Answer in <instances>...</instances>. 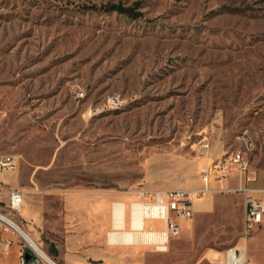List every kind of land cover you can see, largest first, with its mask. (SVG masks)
Here are the masks:
<instances>
[{
	"label": "rangeland",
	"instance_id": "obj_1",
	"mask_svg": "<svg viewBox=\"0 0 264 264\" xmlns=\"http://www.w3.org/2000/svg\"><path fill=\"white\" fill-rule=\"evenodd\" d=\"M109 4L139 17L100 10ZM244 135L254 173L264 168V0H0V157L16 161L0 177L24 192L23 209L40 205L41 219L22 222L6 198L0 212L56 263H222L243 236L239 194L196 199L165 252L143 238L109 243L108 232L133 225L78 230L64 196L111 198L128 220L121 192L200 190L207 163L245 150ZM1 224L0 261L17 264L14 247L31 248ZM249 258L264 264V231Z\"/></svg>",
	"mask_w": 264,
	"mask_h": 264
},
{
	"label": "built area",
	"instance_id": "obj_2",
	"mask_svg": "<svg viewBox=\"0 0 264 264\" xmlns=\"http://www.w3.org/2000/svg\"><path fill=\"white\" fill-rule=\"evenodd\" d=\"M110 102L116 104L117 101L111 99ZM243 142L245 150L226 152L203 169L200 175L203 187L200 190L179 188L153 191L143 187L133 191L139 200L137 204L142 205L145 210V221L148 224V227L145 225V229L155 231L159 235V242L156 245L158 251H167L169 243L181 236L182 221H189L195 215L196 199L206 194L232 193L241 195L244 201V231L241 243L227 250L224 261L220 264H251L250 241L254 234L264 226V189H255L252 186L256 178L249 152L254 149L255 145L252 139L247 138L246 135L243 136ZM209 149V143H201L199 146V150L203 152H207ZM15 168L16 161L13 156L0 157V171L14 170ZM233 173H237L241 177V184L237 189H229L225 186V182ZM3 194L9 198L10 213H21L24 205V192L15 187L6 188L0 182V195ZM130 211H132V204ZM157 224H161L162 229L157 230ZM2 225L0 220V226ZM11 244L9 242L3 250L5 256L10 255ZM27 256H30L29 260ZM17 264L48 263L31 248L28 251H19Z\"/></svg>",
	"mask_w": 264,
	"mask_h": 264
},
{
	"label": "crops",
	"instance_id": "obj_3",
	"mask_svg": "<svg viewBox=\"0 0 264 264\" xmlns=\"http://www.w3.org/2000/svg\"><path fill=\"white\" fill-rule=\"evenodd\" d=\"M222 155V154H221ZM221 155H218L216 158L210 160L206 167L212 163L214 160L218 159ZM205 167V168H206ZM204 168V169H205ZM254 176L256 178V181L252 184L253 188L255 189H264V168L254 172ZM240 176L237 173H233L230 178L225 182V186L229 189H237L240 187L241 181H240ZM5 179L0 177V182L6 185L7 183L4 181ZM234 182L233 185H231V182ZM203 185V183H202ZM6 187V186H5ZM113 196V195H111ZM6 198L7 205L9 202V198L7 195H0V200H4ZM121 202L127 203V206L130 207L131 203L133 201L130 200H136L137 196L133 193V191L129 192H121L120 195L117 197ZM111 198H107L103 200L102 203L98 204L97 202H91V197L90 195L87 196L83 194L82 192H74V193H69L64 196V202H65V216L67 218L72 219L73 222H79L78 223V230H88L89 232L93 234H97L100 232H105L106 230L108 231L109 229H115V222H114V203L116 202H111ZM94 200H97V198H94ZM130 201V202H129ZM124 203V204H125ZM25 206V194H24V205ZM40 206V205H39ZM39 206H33V207H26L25 209L22 208V211L20 213L21 216H23V221H39L41 219V210ZM74 222V223H75ZM132 219H131V211H130V219L124 220V226L125 229H130L133 230L132 226ZM145 225L144 224V228ZM183 221H182V230H183ZM146 227V228H147ZM162 229V225L159 224V227L157 230ZM260 231H264V226H262L255 234L254 237ZM110 232H108L109 234ZM253 237V238H254ZM141 238V237H140ZM252 238V239H253ZM4 250V249H3ZM20 249L18 247H14L13 249V254L15 255L17 252L19 254ZM48 252L53 253L55 258H61L60 252L57 249L49 248ZM13 256V255H12ZM56 262V261H55ZM58 263V262H57ZM0 264H7V261H0ZM58 264H70L69 262L65 263H58Z\"/></svg>",
	"mask_w": 264,
	"mask_h": 264
},
{
	"label": "bare ground",
	"instance_id": "obj_4",
	"mask_svg": "<svg viewBox=\"0 0 264 264\" xmlns=\"http://www.w3.org/2000/svg\"><path fill=\"white\" fill-rule=\"evenodd\" d=\"M132 209H134L133 226L135 227V231L110 232L108 234L109 243L112 245H121V244L134 245V243L141 237L144 240L153 243L154 245H158L159 242L158 233L154 231H146L144 228V224L146 221H145V210L143 206L137 203H133ZM125 217H126V207L122 205V203L116 205L114 218L117 227L122 228L124 226ZM0 220L1 222L6 223L9 227L17 231L21 235V237L26 241V243L35 251H37L48 264H58L55 261H53L51 257H49V255L39 246V244L26 231H24L18 224H16L14 221H12L9 217H7L1 212H0Z\"/></svg>",
	"mask_w": 264,
	"mask_h": 264
},
{
	"label": "trees",
	"instance_id": "obj_5",
	"mask_svg": "<svg viewBox=\"0 0 264 264\" xmlns=\"http://www.w3.org/2000/svg\"><path fill=\"white\" fill-rule=\"evenodd\" d=\"M97 8V7H93ZM98 10V9H97ZM100 10H104L105 12L118 13L121 15H126L132 18H138L139 14L136 12L135 7H125L121 4H109L100 8Z\"/></svg>",
	"mask_w": 264,
	"mask_h": 264
},
{
	"label": "water",
	"instance_id": "obj_6",
	"mask_svg": "<svg viewBox=\"0 0 264 264\" xmlns=\"http://www.w3.org/2000/svg\"><path fill=\"white\" fill-rule=\"evenodd\" d=\"M27 259L29 260L30 259V256H27Z\"/></svg>",
	"mask_w": 264,
	"mask_h": 264
}]
</instances>
